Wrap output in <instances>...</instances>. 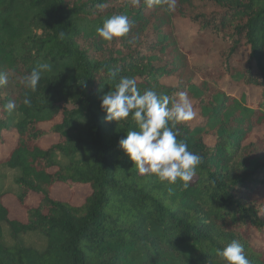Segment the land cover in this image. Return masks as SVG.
<instances>
[{"label":"trees","instance_id":"trees-1","mask_svg":"<svg viewBox=\"0 0 264 264\" xmlns=\"http://www.w3.org/2000/svg\"><path fill=\"white\" fill-rule=\"evenodd\" d=\"M114 14L133 28L104 42L96 29ZM175 19L197 26L187 50ZM192 54L217 63L193 66ZM42 62L53 70L30 92L20 78ZM0 72L9 78L0 88V147L7 135L14 140L0 154V177L18 174V193L0 194V264H226L217 250L232 240L249 264H264V136L253 138L264 126V0H177L173 12L144 0H0ZM121 77L141 91H187L196 117L176 131L202 157L187 189L139 176L120 148L136 124L131 116L105 122L101 98ZM223 79L259 88L258 100L227 94ZM58 187L87 194L74 203L54 194ZM5 196L24 221L11 218ZM4 226L12 246L2 243ZM29 233L42 235V249L22 244Z\"/></svg>","mask_w":264,"mask_h":264},{"label":"clouds","instance_id":"clouds-1","mask_svg":"<svg viewBox=\"0 0 264 264\" xmlns=\"http://www.w3.org/2000/svg\"><path fill=\"white\" fill-rule=\"evenodd\" d=\"M139 2L140 0H131L133 6ZM144 2L149 8L158 5L165 12H173L177 4V0ZM105 6V3L95 5L100 11ZM132 28L133 22L127 15L114 14L103 21L96 33L104 42L111 43L118 38L127 37ZM129 43L134 41L129 40ZM52 70L51 63H39L22 76L20 82L25 89L34 93L43 74ZM8 82V74L0 72V88ZM22 103L30 106L31 99L27 94ZM16 109L15 101H9L4 106L8 115H12ZM101 110L106 113L105 122H116L120 125L129 116L135 122L136 129L127 131L126 137L119 141V146L133 162L139 176H155L167 185H174L179 181L185 189L190 186L202 157L190 151L188 144L178 139L176 131L178 125L187 124L196 117L187 91L160 95L155 86L141 91L135 78L121 77L113 88L103 94ZM217 255L226 264H249L243 246L237 240H232L222 250L218 249Z\"/></svg>","mask_w":264,"mask_h":264},{"label":"rangeland","instance_id":"rangeland-1","mask_svg":"<svg viewBox=\"0 0 264 264\" xmlns=\"http://www.w3.org/2000/svg\"><path fill=\"white\" fill-rule=\"evenodd\" d=\"M174 33L176 36V40L178 45L187 50L190 48L192 43L195 41L197 37V26L192 24L186 19H175L174 22ZM248 53L247 49H241L239 51V57L244 59ZM191 65L193 66H201V65H209L213 66L217 63V55L211 56H199L196 54H192L188 57ZM168 84H174V80L170 79L166 81ZM220 85L226 90L227 94L233 96H239L241 93H247V102L254 103L258 100L260 96V89L256 87H250L248 90H245L243 87L231 86L227 79H223ZM264 136V126L257 128L254 131L253 138L255 137H263ZM14 144V140L11 139L9 135L6 136V145L5 147H0V154L4 152V150L11 148ZM58 160L61 164H65L66 160L62 158L60 155H57ZM18 177L17 171H11L4 169L2 170L0 177V194L4 192L10 193H18V190L15 186V179ZM54 194H56L62 200H70L74 203H80L82 199L86 196L87 190L83 188H76L73 190H69L66 187H58L55 189ZM34 199H30L27 203H35ZM3 203L9 208L11 218H15L21 221H24V211L18 205V203L11 196H5L3 198ZM7 228L4 226V235L2 237V243L6 246H12L13 242L9 236L6 234ZM20 241L23 245L27 247H32L35 249H42L44 247V238L40 234H25L20 237Z\"/></svg>","mask_w":264,"mask_h":264}]
</instances>
